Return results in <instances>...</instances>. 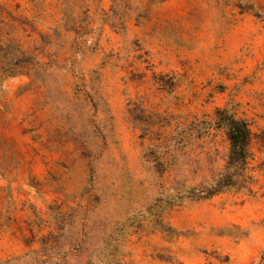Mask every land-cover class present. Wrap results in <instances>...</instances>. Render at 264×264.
<instances>
[{
    "label": "rangeland",
    "instance_id": "rangeland-1",
    "mask_svg": "<svg viewBox=\"0 0 264 264\" xmlns=\"http://www.w3.org/2000/svg\"><path fill=\"white\" fill-rule=\"evenodd\" d=\"M0 264H264V0H0Z\"/></svg>",
    "mask_w": 264,
    "mask_h": 264
},
{
    "label": "trees",
    "instance_id": "trees-1",
    "mask_svg": "<svg viewBox=\"0 0 264 264\" xmlns=\"http://www.w3.org/2000/svg\"><path fill=\"white\" fill-rule=\"evenodd\" d=\"M221 126L224 128L229 140V153L225 166V173L206 187L205 196H210L228 188H246L251 178L246 174L249 160L252 158L250 151V130L247 124L229 114L221 119ZM248 179V180H247Z\"/></svg>",
    "mask_w": 264,
    "mask_h": 264
}]
</instances>
